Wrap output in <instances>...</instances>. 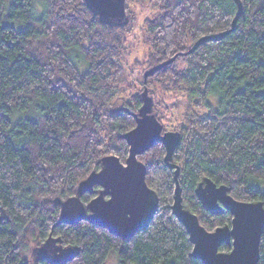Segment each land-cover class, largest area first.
<instances>
[{
	"label": "trees",
	"instance_id": "16d2710c",
	"mask_svg": "<svg viewBox=\"0 0 264 264\" xmlns=\"http://www.w3.org/2000/svg\"><path fill=\"white\" fill-rule=\"evenodd\" d=\"M6 1L0 0V264H51L35 260L50 236L79 249L62 264H105L112 250L120 264H203L191 256L189 233L171 209L175 169L165 163L161 141L138 155L159 207L135 235H114L87 220L55 224V199L76 194L104 156L126 162L123 135L136 126L133 113L147 86L156 91L158 120H169L163 130L182 134L172 162L181 168L184 207L207 230L231 225L230 212L213 214L198 199L195 187L205 177L230 186L238 200L264 203V0H242L235 29L188 55L180 53L199 38L232 28L238 3L160 0L143 23L150 49L135 63L145 72L178 56L140 87L127 70V35L131 3L143 0H125L129 20L121 25L103 23L85 0H15L9 10ZM160 93L182 95L186 105L160 101ZM95 194L81 199L88 205ZM260 240L264 264V227ZM230 249L223 244L219 251Z\"/></svg>",
	"mask_w": 264,
	"mask_h": 264
},
{
	"label": "water",
	"instance_id": "95a60500",
	"mask_svg": "<svg viewBox=\"0 0 264 264\" xmlns=\"http://www.w3.org/2000/svg\"><path fill=\"white\" fill-rule=\"evenodd\" d=\"M93 13L100 17L103 23L121 25L127 23L129 16L126 14L125 0H85ZM239 12L233 18L230 30L221 34L203 36L182 55L194 51L199 43L204 40H220L227 32L236 27L237 19L243 12L242 0H236ZM173 56L167 62L149 67L143 75L145 84L147 78L159 68L176 60ZM156 91L145 87L142 92L143 104L137 113H133L136 126L126 131L123 135L128 143L129 153L126 162H122L116 155H106L102 158L99 171L90 173L77 186L76 194L64 200L56 198L61 205L60 218L55 224H76L88 221L93 225L101 226L108 232L125 238L135 235L150 226L151 221L159 207L158 194L147 184L146 164L138 155L148 151L157 142L165 145V163L175 169L174 204L171 209L189 233V240L193 244L191 256L200 259L203 264H258L260 258V237L264 227L263 201L238 200L230 193L231 187L225 184H216L210 177L195 187V193L202 204L210 209L213 214L228 211L232 214L231 225L218 226L214 230H207L199 221L197 214L184 207L179 173L180 167L172 162L173 154L181 141L182 134L178 130L164 131L163 123L158 120V113L154 110ZM100 186L99 193L87 204L81 199L85 192L94 193V188ZM135 202L140 207L136 221L133 225H125L122 221L124 205ZM238 219V222H237ZM54 224V225H55ZM242 224L243 243L240 251L237 247V229ZM61 238H51L37 249L35 260H49L51 264H62L72 260L79 253V249L66 246L62 247L57 242ZM231 246L229 252L219 251L221 245Z\"/></svg>",
	"mask_w": 264,
	"mask_h": 264
},
{
	"label": "rangeland",
	"instance_id": "374dc122",
	"mask_svg": "<svg viewBox=\"0 0 264 264\" xmlns=\"http://www.w3.org/2000/svg\"><path fill=\"white\" fill-rule=\"evenodd\" d=\"M15 2V0H7L5 9L9 10L11 3ZM132 15H133V21H132V32H130L127 37V50L130 52V54L127 55V70L132 73L130 76L132 78V81H134L138 87H140V82L143 80L144 71L142 69H139L137 67V64L135 61H142L145 56V54L149 51L150 45L149 41L147 42V38L145 36V31H143V23L146 18L154 16V14L157 12L158 9H160L161 5L163 4L160 0H154L152 3L149 2V0H143V3L141 2H132ZM127 54V53H126ZM81 61V59H80ZM79 69L84 71L86 69V64H84L83 61L78 63ZM142 72V73H141ZM143 89V88H142ZM160 101L162 99H166L168 103L170 104H183L186 105V101L184 100L182 95L179 94H172V95H164L160 93ZM167 104H159V107H163ZM176 111V109L172 108L171 112ZM169 120L166 118L163 119V123L167 124ZM257 184L258 181H255ZM264 188V184H263ZM105 264H120L119 257L117 256L116 251L112 250L106 257Z\"/></svg>",
	"mask_w": 264,
	"mask_h": 264
},
{
	"label": "snow or ice",
	"instance_id": "6c2138e0",
	"mask_svg": "<svg viewBox=\"0 0 264 264\" xmlns=\"http://www.w3.org/2000/svg\"><path fill=\"white\" fill-rule=\"evenodd\" d=\"M139 205H137L135 202H129L124 205L123 213H122V221L125 225L131 226L135 223L137 214L140 211ZM238 222V219H237ZM237 232L239 233L237 235V247L234 249V251H240L243 243V237H242V224L239 229H237Z\"/></svg>",
	"mask_w": 264,
	"mask_h": 264
},
{
	"label": "flooded vegetation",
	"instance_id": "af4514ba",
	"mask_svg": "<svg viewBox=\"0 0 264 264\" xmlns=\"http://www.w3.org/2000/svg\"><path fill=\"white\" fill-rule=\"evenodd\" d=\"M97 186H98V185H97ZM100 189H101V187H99V188L97 187V189H95V190L93 191L94 194H95L96 191L98 192ZM98 193H99V192H98ZM98 193H97V194H98ZM97 194H95L94 197H95Z\"/></svg>",
	"mask_w": 264,
	"mask_h": 264
}]
</instances>
